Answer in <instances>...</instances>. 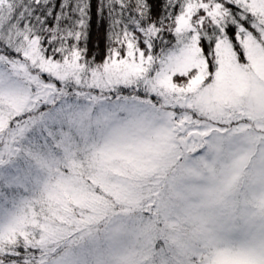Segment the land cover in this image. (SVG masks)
<instances>
[{
	"label": "snow or ice",
	"instance_id": "6c2138e0",
	"mask_svg": "<svg viewBox=\"0 0 264 264\" xmlns=\"http://www.w3.org/2000/svg\"><path fill=\"white\" fill-rule=\"evenodd\" d=\"M0 264H264V0H0Z\"/></svg>",
	"mask_w": 264,
	"mask_h": 264
}]
</instances>
